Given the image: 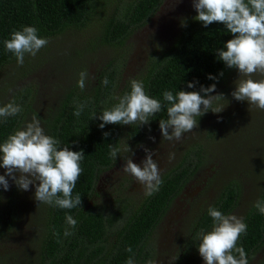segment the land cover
Listing matches in <instances>:
<instances>
[{
  "label": "rangeland",
  "instance_id": "rangeland-1",
  "mask_svg": "<svg viewBox=\"0 0 264 264\" xmlns=\"http://www.w3.org/2000/svg\"><path fill=\"white\" fill-rule=\"evenodd\" d=\"M132 1L98 0L83 26L66 29L49 39L35 57L26 54L23 66H18L15 59L0 69V107L13 100L22 110L29 104L30 111L22 114L14 132L31 122L34 115L44 128V119L58 111L59 102L68 90L87 95L107 73L115 72L114 98L130 92L131 80L144 83L151 61L176 43L185 27L182 24L190 23L198 15L193 0H162L151 18L133 30L121 45L101 42L104 24L111 14L115 13L118 19ZM85 70L89 76L81 90L77 82L79 73ZM239 78L245 77L236 68L226 73L216 84V91L210 93L224 94L226 101H221L224 110L197 117L198 128L185 133L179 141L163 139L159 126L142 132L140 138L129 133L133 125L141 129L139 122L122 126L115 145L120 148L117 159L99 174L97 197L91 198V202L105 208L102 210L107 215L127 205L115 220L109 240L129 210L147 197L136 178L122 171L129 157L142 167L146 158L144 148L156 152L152 158L159 163L161 178L180 164L193 169L148 237L143 249L144 262L136 264H147L149 260L157 264H183L180 253L185 244L192 237L195 244L201 239L199 234L192 233L193 225L227 184L237 186L236 203L229 213L237 217H244L264 189V110L232 97ZM251 78L262 80L264 74L257 72ZM126 144L135 155L124 150ZM171 153L175 156L170 160ZM5 172L6 169L0 168V175ZM5 178L9 189L5 191L0 186V211L7 209L11 221L0 232V264H39L48 205L35 199L38 185H30L24 191L10 177ZM248 262L264 264V243ZM193 264L205 262L199 256Z\"/></svg>",
  "mask_w": 264,
  "mask_h": 264
},
{
  "label": "trees",
  "instance_id": "trees-1",
  "mask_svg": "<svg viewBox=\"0 0 264 264\" xmlns=\"http://www.w3.org/2000/svg\"><path fill=\"white\" fill-rule=\"evenodd\" d=\"M97 1L0 0V69L16 59L4 46V41L11 38L13 30L35 26L40 37L51 39L66 29L83 26ZM161 2L162 0H134L131 5L125 6L118 19L112 13L104 24L100 41L110 46L121 45L133 30L151 18ZM232 38V34L221 23L214 22L207 27L195 19L187 23L176 43L151 61L145 78L144 90L151 98L161 102L160 112L150 117V122L142 125L141 129L136 125L131 126L130 135L140 138L142 132L159 126V120L168 119L167 108L170 105L163 99L165 91H171L173 95L179 91L199 92L201 86L207 88L220 82L232 68H228L219 59L217 51ZM221 72L222 76L219 75ZM112 73L102 75L87 95L68 90L59 102L58 111L49 119H44L47 135L58 139L61 147L68 146L75 152L83 150L85 158L81 161L83 171L73 190V196L77 193L81 195L80 208L60 209L48 205L45 234L40 242L39 264H126L129 257L135 260V264L144 262L146 254L143 249L148 237L170 201L193 172V169L181 164L168 172L162 178L159 190L144 198L135 209L129 210L125 220L119 228L114 229V236L109 240L115 220H118L127 205H122L107 215L104 213L105 208L91 202V198L97 197L95 186L99 174L113 164L114 160L109 156V144L115 147L123 126L107 124L103 129L99 127L103 122L98 117L104 110L111 109L118 103L112 96ZM209 75L217 77V80L208 79ZM105 77L109 81L107 86L102 83ZM195 81L198 83L194 88L187 87ZM81 103L85 107L77 117L74 112ZM28 111L29 104L16 116L6 120L0 118V144L14 133L22 114ZM105 133L109 135L105 137ZM236 199L237 186L229 183L210 207H216L228 215ZM261 199H264V189L257 200ZM253 205L243 217L247 224L246 234H242L237 242V246L244 248L248 261L264 243V215ZM208 209L193 225L194 235L202 231L207 233L213 228ZM67 215L77 221L75 228L67 224ZM10 221L11 213L7 209L0 211V232L8 228ZM66 229L73 235L65 237ZM128 247L132 248L131 253L126 251ZM198 247L195 237L189 239L180 253L183 264H193V260L200 256Z\"/></svg>",
  "mask_w": 264,
  "mask_h": 264
},
{
  "label": "clouds",
  "instance_id": "clouds-1",
  "mask_svg": "<svg viewBox=\"0 0 264 264\" xmlns=\"http://www.w3.org/2000/svg\"><path fill=\"white\" fill-rule=\"evenodd\" d=\"M193 7L198 13L194 19L204 27L214 22L221 23L233 36L217 51L219 59L228 68L238 69L240 76L245 77L235 82L232 97L264 110V79L257 81L251 78L257 72L264 74V0H193ZM48 43L49 38L40 37L35 26H24L21 30H13L11 38L4 41V46L15 56L18 66H23L26 54L35 57ZM219 75L222 76L223 72ZM88 76L86 70L79 73L77 86L81 90L85 88ZM208 79L217 80V77L209 75ZM102 83L107 86V77ZM196 83L198 81L189 83L187 87L194 88ZM130 85V92L117 97L118 103L111 109L104 110L98 117L103 122L99 125L101 129L107 124L130 125L139 122L140 125H145L150 122V117L160 112L161 102L146 94L142 80L133 79ZM215 91V83L207 88L201 86L199 92L179 91L173 95L171 91H165L163 99L170 106L167 108L168 119L159 120L163 139L179 141L185 133L198 128L197 117L200 118L209 111L222 112L224 107L221 101L226 99L222 93L210 95ZM214 104L216 107H213ZM84 107V103L79 104L74 115L79 117ZM21 111V106L13 100L0 107V118L6 120ZM104 135L107 137L109 133ZM151 139L154 142L155 138ZM124 150L132 152L127 144ZM119 151L120 148L109 144L110 158L116 160ZM144 151L146 158L142 161V167L133 163L129 157L122 171L133 175L143 186L145 195L151 196L159 190L163 181L159 163L152 158L156 152L147 148ZM132 155L135 153L132 152ZM174 156L171 153L169 159ZM84 158L83 150L75 152L68 146L61 147L58 139L47 135L41 126V120L34 115L31 122L0 144V168L6 169L5 174L0 175V186L5 191L9 189L6 176L24 191H28L30 185H38L35 199L39 203L60 209H74L82 203L81 195L77 193L73 196V190L83 171L80 165ZM253 207L264 215V199L257 200ZM208 215L213 220V228L207 233L202 231L199 234L201 239L198 247L205 264H249L244 248L237 246L240 236L247 231L244 218L225 215L216 207H209ZM66 222L71 228H75L77 224L71 215L66 216ZM70 235L73 233L66 229L64 236ZM126 251L131 253L132 248L128 247ZM126 264H135V260L129 257ZM147 264H157V261L149 260Z\"/></svg>",
  "mask_w": 264,
  "mask_h": 264
}]
</instances>
